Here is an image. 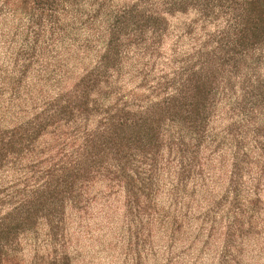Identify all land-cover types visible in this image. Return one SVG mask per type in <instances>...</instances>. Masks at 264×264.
I'll use <instances>...</instances> for the list:
<instances>
[{"label":"trees","instance_id":"1","mask_svg":"<svg viewBox=\"0 0 264 264\" xmlns=\"http://www.w3.org/2000/svg\"><path fill=\"white\" fill-rule=\"evenodd\" d=\"M98 183L160 264L259 263L264 0H0V264L63 248Z\"/></svg>","mask_w":264,"mask_h":264},{"label":"rangeland","instance_id":"2","mask_svg":"<svg viewBox=\"0 0 264 264\" xmlns=\"http://www.w3.org/2000/svg\"><path fill=\"white\" fill-rule=\"evenodd\" d=\"M117 4L129 3L132 0H112ZM175 22V21H174ZM76 74L71 71L61 85L73 83ZM60 75L57 74V76ZM46 81L32 80L34 100L42 94L54 92L58 86V78ZM136 85H128L127 88L135 89ZM39 90H43L41 94ZM13 111L9 120L14 122ZM19 118V117H18ZM197 195L196 198H199ZM264 198V194H263ZM125 196L120 189H109L106 184L98 183L91 188L88 201L79 208L68 209L69 241L59 247H52L45 241L43 229L27 235L23 241L21 255L10 258L7 264H160L163 263L165 252L158 255L159 235L154 230L151 243L143 247L136 245V239L130 236L124 219ZM162 204V203H161ZM163 206V204H162ZM188 238L194 236V231L189 229ZM188 241V240H186ZM189 242V241H188ZM157 247V248H156ZM62 248V250H61ZM57 250V251H56ZM66 250L61 255V251ZM182 249H177L174 255L181 254ZM187 252L181 256L182 264H192ZM251 255H249L250 259ZM200 264H210V258ZM199 264V263H198ZM264 264V255L259 257V263Z\"/></svg>","mask_w":264,"mask_h":264}]
</instances>
